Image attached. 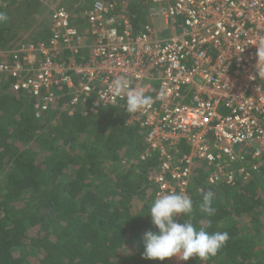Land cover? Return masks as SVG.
Returning a JSON list of instances; mask_svg holds the SVG:
<instances>
[{"label": "built area", "instance_id": "2783aa9c", "mask_svg": "<svg viewBox=\"0 0 264 264\" xmlns=\"http://www.w3.org/2000/svg\"><path fill=\"white\" fill-rule=\"evenodd\" d=\"M148 17L136 31L102 1L56 7L44 41L0 48V76L36 119L61 98L70 115L125 105L110 91L117 78L142 89L153 102L128 124L145 131L141 158L156 161L148 180L157 198H191L202 164L215 186L255 181L264 172V0H151Z\"/></svg>", "mask_w": 264, "mask_h": 264}, {"label": "trees", "instance_id": "16d2710c", "mask_svg": "<svg viewBox=\"0 0 264 264\" xmlns=\"http://www.w3.org/2000/svg\"><path fill=\"white\" fill-rule=\"evenodd\" d=\"M95 1L123 13L136 31L149 22L151 0H73L65 9ZM41 9L40 0H0L8 17L0 22V48H12ZM46 28L21 45L44 41ZM66 104L61 98L36 119L26 98L0 79V264H168L142 258L143 233L157 230L148 215L157 199L148 178L157 164L141 158L145 131L128 124L124 105L84 116L70 115ZM206 170L198 165L192 181L193 214L178 220L230 238L208 261L183 264H264V187L256 183L264 172L215 186ZM209 190L214 216L199 207ZM133 200L142 204L137 213Z\"/></svg>", "mask_w": 264, "mask_h": 264}, {"label": "clouds", "instance_id": "9594fccd", "mask_svg": "<svg viewBox=\"0 0 264 264\" xmlns=\"http://www.w3.org/2000/svg\"><path fill=\"white\" fill-rule=\"evenodd\" d=\"M5 13L0 12V22L7 21ZM257 76L264 78V42L257 45ZM114 97L126 95L124 110L134 114L150 106L152 97L141 90L130 87L126 78H117L110 88ZM213 192L207 191L203 195L200 210L208 216H214L216 209L213 205ZM193 201L184 193H169L162 195L153 202L149 216L151 223L157 229L148 230L142 235L144 251L142 258L153 261H165L176 257L181 261L190 258H198L208 261L215 257L218 251L226 246L229 240L227 232H209L204 228L199 230L186 220H178V217H190L193 214Z\"/></svg>", "mask_w": 264, "mask_h": 264}, {"label": "rangeland", "instance_id": "374dc122", "mask_svg": "<svg viewBox=\"0 0 264 264\" xmlns=\"http://www.w3.org/2000/svg\"><path fill=\"white\" fill-rule=\"evenodd\" d=\"M10 1V0H9ZM66 1V3H65ZM68 2H72V8H74L77 5V2H73V0H42V9L39 13L33 15L32 17H30L26 23L24 24V26L22 27L21 31L18 32V35L16 38L13 39L12 43L15 42V44L13 45H19L21 44L24 40L28 39V38H34V36L36 35L37 32H40L41 30L45 29L47 24H48V20H49V16L51 14V10L56 8V7H62V5L66 8L69 7ZM155 28L156 30H159L162 25L163 22L161 20H156L155 23ZM31 41V40H29ZM5 44H7L6 42H4ZM11 42L9 41V44ZM7 44V45H9ZM4 79L2 76H0V79ZM257 184H259L260 186L264 187V180L262 179H258L256 181ZM142 204L138 201V200H133V202L131 203L132 206V210L134 213H136L135 211H137V209L141 206ZM174 259H177L176 257H172L168 260V264H180L179 263H174ZM178 260V259H177Z\"/></svg>", "mask_w": 264, "mask_h": 264}, {"label": "crops", "instance_id": "0c3cea01", "mask_svg": "<svg viewBox=\"0 0 264 264\" xmlns=\"http://www.w3.org/2000/svg\"><path fill=\"white\" fill-rule=\"evenodd\" d=\"M140 207L137 209V211H135L136 213L140 210ZM173 261H174V263H179V262H181L180 264H183L184 263V261L177 260V259H174Z\"/></svg>", "mask_w": 264, "mask_h": 264}]
</instances>
